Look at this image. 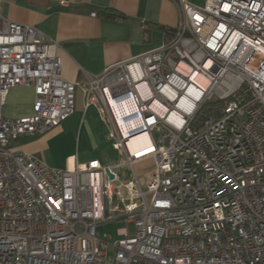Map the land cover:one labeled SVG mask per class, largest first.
Wrapping results in <instances>:
<instances>
[{"label":"built area","instance_id":"obj_1","mask_svg":"<svg viewBox=\"0 0 264 264\" xmlns=\"http://www.w3.org/2000/svg\"><path fill=\"white\" fill-rule=\"evenodd\" d=\"M174 3L170 40L83 89L117 162L64 170L12 145L68 119L77 84L57 43L0 14V264H264V0ZM23 86L32 115L4 117ZM118 219L116 241L97 235Z\"/></svg>","mask_w":264,"mask_h":264},{"label":"crops","instance_id":"obj_2","mask_svg":"<svg viewBox=\"0 0 264 264\" xmlns=\"http://www.w3.org/2000/svg\"><path fill=\"white\" fill-rule=\"evenodd\" d=\"M186 1L203 6L205 0ZM0 14L10 22L36 27L57 43L60 75L77 84L73 114L43 135L20 137L13 148L56 169L92 160L114 165L118 155L106 139L107 125L96 106H86L83 89L106 68L170 40L178 23L174 0H2ZM34 99L31 86L12 88L3 116H31Z\"/></svg>","mask_w":264,"mask_h":264},{"label":"rangeland","instance_id":"obj_3","mask_svg":"<svg viewBox=\"0 0 264 264\" xmlns=\"http://www.w3.org/2000/svg\"><path fill=\"white\" fill-rule=\"evenodd\" d=\"M154 137H156V135H154ZM106 139L110 141V139L108 137H106ZM150 168H151L150 162H143L139 165H136L134 167V171H135V174L137 176H142L145 172L149 171ZM125 173H126V179H129L130 178V172L126 171ZM124 227H125V223H124L123 219L111 220V221H107L105 223L100 224L97 227L96 232H97V235H99V236L106 235V236L110 237L111 242H114L118 239L117 231L124 228ZM129 229H130V231H133V225L132 224L129 225ZM109 254H110V256L113 255L112 249H109Z\"/></svg>","mask_w":264,"mask_h":264},{"label":"bare ground","instance_id":"obj_4","mask_svg":"<svg viewBox=\"0 0 264 264\" xmlns=\"http://www.w3.org/2000/svg\"><path fill=\"white\" fill-rule=\"evenodd\" d=\"M114 113H115V115L118 117V120L120 121L121 120V114H122V110H121V108L118 106V104H115L114 105ZM121 124H122V127L125 129L126 128V124L125 123H122L121 122ZM143 139L144 138H142V137H140V138H136L135 140H132L131 142H130V144L131 143H138L137 141H139V142H143ZM131 145H134V144H131Z\"/></svg>","mask_w":264,"mask_h":264},{"label":"water","instance_id":"obj_5","mask_svg":"<svg viewBox=\"0 0 264 264\" xmlns=\"http://www.w3.org/2000/svg\"><path fill=\"white\" fill-rule=\"evenodd\" d=\"M111 177V176H110Z\"/></svg>","mask_w":264,"mask_h":264}]
</instances>
